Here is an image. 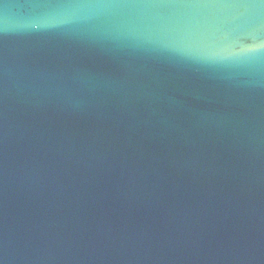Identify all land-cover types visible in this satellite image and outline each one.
I'll return each instance as SVG.
<instances>
[{"label": "water", "instance_id": "obj_1", "mask_svg": "<svg viewBox=\"0 0 264 264\" xmlns=\"http://www.w3.org/2000/svg\"><path fill=\"white\" fill-rule=\"evenodd\" d=\"M0 264H264V0H0Z\"/></svg>", "mask_w": 264, "mask_h": 264}]
</instances>
